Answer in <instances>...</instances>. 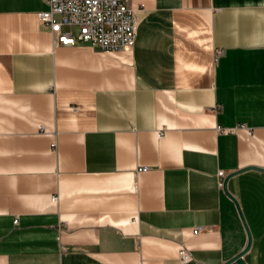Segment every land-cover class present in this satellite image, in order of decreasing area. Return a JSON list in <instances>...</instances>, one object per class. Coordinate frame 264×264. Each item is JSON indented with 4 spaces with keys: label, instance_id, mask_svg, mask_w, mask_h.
I'll use <instances>...</instances> for the list:
<instances>
[{
    "label": "crops",
    "instance_id": "crops-1",
    "mask_svg": "<svg viewBox=\"0 0 264 264\" xmlns=\"http://www.w3.org/2000/svg\"><path fill=\"white\" fill-rule=\"evenodd\" d=\"M130 5L109 51L0 0V264H264V0Z\"/></svg>",
    "mask_w": 264,
    "mask_h": 264
},
{
    "label": "built area",
    "instance_id": "built-area-1",
    "mask_svg": "<svg viewBox=\"0 0 264 264\" xmlns=\"http://www.w3.org/2000/svg\"><path fill=\"white\" fill-rule=\"evenodd\" d=\"M45 1L48 9L40 12L39 18L50 27L59 43L87 42L109 51L129 50L135 45L137 12L131 7L130 0ZM146 169L145 166L139 168ZM219 175L224 178L225 172L222 170ZM199 231L194 230L195 233ZM190 259L191 254L181 248V263L185 264Z\"/></svg>",
    "mask_w": 264,
    "mask_h": 264
},
{
    "label": "water",
    "instance_id": "water-1",
    "mask_svg": "<svg viewBox=\"0 0 264 264\" xmlns=\"http://www.w3.org/2000/svg\"><path fill=\"white\" fill-rule=\"evenodd\" d=\"M248 168H253V169H258V170H264V168H260V167H257V166H250ZM244 169H247V168H243L241 170H238V172H240V171H242ZM235 173H237V172H235ZM226 184H227V179L224 180V187H225V189L227 187ZM250 245H251V234L249 232V242H248V245L246 246V248L244 250H242L240 253H238L236 256H234L232 259L228 260L224 264H246L245 261L242 259V256L248 251V249L250 248Z\"/></svg>",
    "mask_w": 264,
    "mask_h": 264
},
{
    "label": "rangeland",
    "instance_id": "rangeland-1",
    "mask_svg": "<svg viewBox=\"0 0 264 264\" xmlns=\"http://www.w3.org/2000/svg\"><path fill=\"white\" fill-rule=\"evenodd\" d=\"M76 30V29H75Z\"/></svg>",
    "mask_w": 264,
    "mask_h": 264
}]
</instances>
